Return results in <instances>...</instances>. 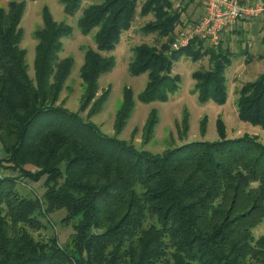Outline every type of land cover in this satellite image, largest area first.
Returning a JSON list of instances; mask_svg holds the SVG:
<instances>
[{
    "label": "trees",
    "instance_id": "trees-1",
    "mask_svg": "<svg viewBox=\"0 0 264 264\" xmlns=\"http://www.w3.org/2000/svg\"><path fill=\"white\" fill-rule=\"evenodd\" d=\"M35 1V0H31ZM74 15L83 0H59ZM101 0L83 7L77 19L82 34L93 36L79 68L81 106L97 113L108 89L96 96L100 76L112 68L114 49L136 15L151 14L142 27L165 41L157 48L141 43L129 63L132 75L148 73L137 99L167 101L178 76H171L180 56L209 67L192 72L198 100H226L225 73L235 54L229 47L205 48L196 39L172 50L169 43L181 10L171 0ZM25 0L0 6V168L18 171L43 192L22 194L16 178L0 174V264H264V233L253 229L264 219V141L244 134L229 139L217 120L218 139L172 146L160 154L105 136L90 120L54 105L70 75L73 60L59 59L62 38L72 33L43 6L34 77L27 72L20 47ZM237 117L264 130V72L237 90ZM134 108L126 89L116 114L121 127ZM146 127L149 139L153 113ZM43 120L40 125L39 121ZM37 125V126H36ZM201 130L203 122H201ZM151 133V132H150ZM64 211L72 232L64 243L51 233L37 239L32 230Z\"/></svg>",
    "mask_w": 264,
    "mask_h": 264
},
{
    "label": "rangeland",
    "instance_id": "rangeland-1",
    "mask_svg": "<svg viewBox=\"0 0 264 264\" xmlns=\"http://www.w3.org/2000/svg\"><path fill=\"white\" fill-rule=\"evenodd\" d=\"M6 1L0 0V6H5ZM25 1V10L20 21V26L23 29L20 47L26 51L25 59L29 76L31 78L34 77L33 62L37 41L33 32L42 27L41 12L43 6H47L56 22L64 21L72 28V33L61 40L62 49L58 53V58L70 57L73 60V66L57 99L54 101V105L70 112L78 113L84 120H90L105 136H114L135 148L148 151L151 154H160L172 146H179L197 140L213 141L218 139L217 120L219 119V123L223 125V131L229 139L240 137L246 133L256 136L261 142L264 141V130L239 120L236 107L238 88L242 83L253 80L256 75L263 73L264 62H258L251 68L252 64H243L242 60L235 56L232 65L226 69L225 73L226 100L223 104H218L213 100L205 102L198 100L195 80L191 75L198 68L207 69L209 67V56L204 55L194 62L182 55L173 62L170 73L172 77L175 75L179 77L176 82L177 88H175V92L173 94L169 93L167 101L143 103L137 99V95L145 87L148 81V73L136 76L130 74L129 63L134 58V48L141 43H147L159 48L165 38H161L154 33H144L141 30V27L146 22L153 20L151 14L144 17L136 15L130 29L121 33L120 40L114 49L102 54L105 57H111L113 64L109 71L100 76L96 96L100 95L105 89H108V96L100 110L90 115L91 104L87 107L81 106L83 83L79 76V68L83 63L85 50L87 48H95L93 36L97 28L84 35L77 26V19L83 7L101 0H83L82 7L74 15H66L59 0ZM171 1L173 7L178 10L184 7L180 23L176 25L172 41L169 43V48L173 50L174 43L183 42L174 49L179 50L193 40H201L200 35L193 32L207 17L206 9L208 4L206 0H184L183 3L181 2L176 6L177 4L174 5L175 1ZM142 2L143 0H139L137 12ZM257 20L244 19L241 21L250 22ZM232 27L227 28L222 33L219 42H224V36L227 40L232 37L234 41L230 46L235 49L238 47L242 49V36L237 32V28ZM185 38L189 39L185 41ZM207 38L210 40V37ZM203 43L205 48H217L219 46V44L213 45L206 41H203ZM126 89L131 90L133 93L134 108L123 125L118 128L116 114L122 102L123 92ZM151 113H153V118L156 121L150 126L152 131H150L151 133L149 132V139H146L145 132ZM42 121L41 119L37 125H40ZM201 122L204 124L202 130ZM2 155L3 150L0 145V157ZM0 174L15 177L17 180L16 187L21 189L20 192L22 194L40 196L43 192L40 181L31 182L23 178L17 170L10 171L0 168ZM63 217L64 211L62 210L51 214L49 221L51 224L48 226V223L42 220L44 226L40 229L32 230L33 235L37 239L46 240L53 232V234H57L59 242L61 244L64 243L72 229L70 223L62 221ZM263 233L264 219L253 229L255 238Z\"/></svg>",
    "mask_w": 264,
    "mask_h": 264
},
{
    "label": "built area",
    "instance_id": "built-area-1",
    "mask_svg": "<svg viewBox=\"0 0 264 264\" xmlns=\"http://www.w3.org/2000/svg\"><path fill=\"white\" fill-rule=\"evenodd\" d=\"M176 6L184 0H174ZM207 17L194 30L201 40L213 45L219 44L222 33L229 27L244 19H264V0H206ZM192 36V35H191ZM190 36V37H191ZM210 37L208 40L207 37ZM189 37V38H190ZM189 38H185L187 41ZM183 42L173 44V49Z\"/></svg>",
    "mask_w": 264,
    "mask_h": 264
},
{
    "label": "crops",
    "instance_id": "crops-1",
    "mask_svg": "<svg viewBox=\"0 0 264 264\" xmlns=\"http://www.w3.org/2000/svg\"><path fill=\"white\" fill-rule=\"evenodd\" d=\"M257 21H239L233 25L234 28H237V32L240 36H242V49L239 47L235 49L230 46L234 41L232 37L227 40L224 36V42H219V45L229 47L235 56L242 60L243 64H252L251 68H253L258 62H264V20L258 19Z\"/></svg>",
    "mask_w": 264,
    "mask_h": 264
}]
</instances>
